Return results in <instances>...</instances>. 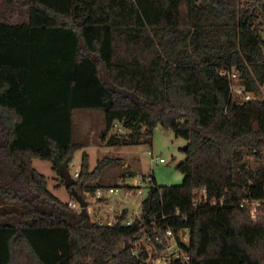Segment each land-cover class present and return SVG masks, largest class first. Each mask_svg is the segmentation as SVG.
Listing matches in <instances>:
<instances>
[{
  "label": "trees",
  "instance_id": "1",
  "mask_svg": "<svg viewBox=\"0 0 264 264\" xmlns=\"http://www.w3.org/2000/svg\"><path fill=\"white\" fill-rule=\"evenodd\" d=\"M26 6L28 22L0 21V199L11 206L0 210V264H139L130 246L139 220L123 224L127 210L114 225L82 215L33 165L51 160L66 184L59 165L69 170L85 146L74 139L73 110L98 107L106 134L117 120L133 130L110 145L152 144L159 124L186 140L183 182L160 185L153 175L142 208L149 222L165 214L190 228L187 264H264V100L233 96L221 74L241 69L246 90L260 92L264 0ZM89 159L84 151L72 196L94 191L118 161L90 169ZM202 187L219 203L195 206Z\"/></svg>",
  "mask_w": 264,
  "mask_h": 264
},
{
  "label": "rangeland",
  "instance_id": "2",
  "mask_svg": "<svg viewBox=\"0 0 264 264\" xmlns=\"http://www.w3.org/2000/svg\"><path fill=\"white\" fill-rule=\"evenodd\" d=\"M23 1L0 0V6L7 7V14H13L12 12L17 7V13H21ZM0 19L8 20L10 18L4 12L3 16H0ZM74 122V139L83 142L85 146L75 151L74 158L69 163V172L72 176H74L76 170L80 169L83 153L87 151L90 155V169H94L98 162L106 156L118 158V161L110 165L102 177L94 182L98 183L99 186L129 185L134 181L135 177L148 174H153L160 185L180 184L183 182L184 173L178 168V165L186 158V154L182 150V147L186 144V140L182 137H177L172 129L159 124L155 128L152 144L141 141L136 144L117 146L109 144L110 138L113 135L130 138L133 130L125 127L123 122L117 120L115 121L117 125L114 122L108 133H104L107 129L104 108L77 109ZM118 127H121V130H118ZM149 150H153L155 157L166 158L167 162L162 163L153 160L152 155L148 152ZM33 165L47 176L49 188L57 196L61 199H67V197L70 198L72 196L65 184L62 183V178L55 169L54 162L47 159L34 158ZM149 190L150 188L148 187L144 189L145 193L139 199L140 203L147 196ZM86 195L89 200L92 199L89 192ZM127 205L131 208L135 207L132 203H128ZM10 207V204H2L0 199V210L9 209Z\"/></svg>",
  "mask_w": 264,
  "mask_h": 264
},
{
  "label": "built area",
  "instance_id": "3",
  "mask_svg": "<svg viewBox=\"0 0 264 264\" xmlns=\"http://www.w3.org/2000/svg\"><path fill=\"white\" fill-rule=\"evenodd\" d=\"M221 74L230 79L235 97H241L243 100L258 98L264 100V83L260 84V92L257 94L246 90L241 81V72L237 69H223ZM115 124L117 125V122ZM118 130H121V127H118ZM148 152L152 155L153 160L167 162L164 157H155L153 150ZM80 170L81 167L74 172V178L80 175ZM154 184L153 174H148L135 177L129 185L98 186L94 191L89 192L91 200L87 195L84 196L88 201L89 215L102 225H114L127 210L126 215L121 219L123 224L132 225L139 220L140 229L130 242L132 254L137 257L139 264H187L191 259V254L185 246L191 241L190 228L187 226L175 228L165 214L161 217L151 218L150 222L143 216L142 202L146 196L141 200V203L139 199L144 196V189L151 188ZM193 200L195 206L202 203L211 205L219 203L216 197L209 196L207 187L197 189ZM128 203H132L135 207H129ZM259 204L260 201H255L253 205V217H256ZM68 205L78 212L82 210L81 203L75 197L68 200ZM177 213L180 214V210Z\"/></svg>",
  "mask_w": 264,
  "mask_h": 264
},
{
  "label": "crops",
  "instance_id": "4",
  "mask_svg": "<svg viewBox=\"0 0 264 264\" xmlns=\"http://www.w3.org/2000/svg\"><path fill=\"white\" fill-rule=\"evenodd\" d=\"M28 0H24L23 2H22V7H23V9H22V11H21V13H17V11H18V7L17 8H15V10L12 12L13 14H7L8 12H7V7H5V6H0V16L2 17L3 16V14H4V12L6 13V16H8L9 15V18L10 19H0V21H7V22H10V23H25V22H28L29 21V19H30V11H29V7L28 6H26V2H27ZM12 4H13V2H12ZM17 5H18V3H16ZM21 4V3H20ZM25 4V5H24ZM19 6V5H18ZM3 8V9H2ZM3 11V12H2ZM77 109H81V108H75L74 110H73V123H74V126H73V128H74V134H75V122H74V116H75V112L77 111ZM66 186V185H65ZM57 187V186H56ZM67 187V186H66ZM70 197V196H69ZM73 196H71L70 198H68L67 197V199H62V200H64V201H68L69 199H71Z\"/></svg>",
  "mask_w": 264,
  "mask_h": 264
},
{
  "label": "water",
  "instance_id": "5",
  "mask_svg": "<svg viewBox=\"0 0 264 264\" xmlns=\"http://www.w3.org/2000/svg\"><path fill=\"white\" fill-rule=\"evenodd\" d=\"M104 133H106V132H104ZM59 167H60L61 174H62V176L64 177V179L66 181V184L65 185L68 186V185L74 184L76 180L71 175V173L69 172V170L67 169V163H60ZM72 190H73V196L77 200H79V202L82 205L81 214L82 215H85V216H89V212L87 210L88 201L75 188H73ZM187 244L190 245V242H188Z\"/></svg>",
  "mask_w": 264,
  "mask_h": 264
},
{
  "label": "bare ground",
  "instance_id": "6",
  "mask_svg": "<svg viewBox=\"0 0 264 264\" xmlns=\"http://www.w3.org/2000/svg\"><path fill=\"white\" fill-rule=\"evenodd\" d=\"M234 68H235V67H234ZM237 68H238V67H237ZM240 70H241V69H240ZM240 70H239V71H240ZM243 75H244V74H243ZM243 75H242V76H243ZM233 96H234V95H233Z\"/></svg>",
  "mask_w": 264,
  "mask_h": 264
}]
</instances>
